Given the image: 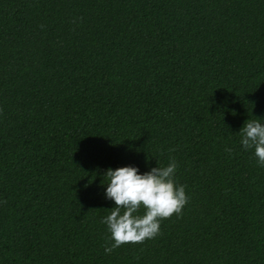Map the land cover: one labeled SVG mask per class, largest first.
Returning a JSON list of instances; mask_svg holds the SVG:
<instances>
[{"label": "trees", "instance_id": "obj_1", "mask_svg": "<svg viewBox=\"0 0 264 264\" xmlns=\"http://www.w3.org/2000/svg\"><path fill=\"white\" fill-rule=\"evenodd\" d=\"M254 119L264 0H0V264H264ZM170 159L181 213L105 253V170Z\"/></svg>", "mask_w": 264, "mask_h": 264}, {"label": "clouds", "instance_id": "obj_2", "mask_svg": "<svg viewBox=\"0 0 264 264\" xmlns=\"http://www.w3.org/2000/svg\"><path fill=\"white\" fill-rule=\"evenodd\" d=\"M239 133L242 149L251 148L257 165L264 167V122L247 120ZM176 169V161L170 159L166 166L152 167L143 173L135 166L105 170L104 198L114 204L100 221L110 234L111 244L105 247V253L122 244L156 236L161 219L181 213L188 198L184 185L175 180ZM141 208L142 215L138 214Z\"/></svg>", "mask_w": 264, "mask_h": 264}]
</instances>
